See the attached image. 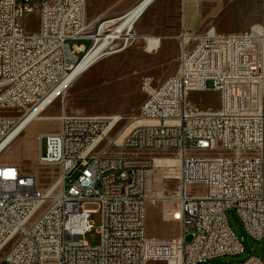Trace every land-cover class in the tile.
<instances>
[{
	"label": "built area",
	"instance_id": "2783aa9c",
	"mask_svg": "<svg viewBox=\"0 0 264 264\" xmlns=\"http://www.w3.org/2000/svg\"><path fill=\"white\" fill-rule=\"evenodd\" d=\"M85 8V0H0V155L20 133L18 123L59 97L61 91L46 102L100 36L111 32L116 17L89 20ZM33 11L39 28L26 33L20 19ZM68 39L90 44L70 46ZM130 39H112L86 66L116 40L125 46ZM178 43H191L193 57L178 54L176 72L158 83L141 76L137 119L116 131L118 114H63L58 130L44 135L37 160L59 166L62 203H50L32 175L0 162V245H9L8 264H206L244 252L227 210H234L249 236H264V28L180 32ZM208 90L217 94L216 107L200 109L198 101H189L190 92ZM101 128L114 130L113 146L99 144ZM133 148L145 150L143 164L129 160ZM79 155L93 158V168L70 180ZM165 158L178 163L180 217L172 219L181 231L173 238L150 237L144 217L151 175ZM91 214L99 215L97 245L84 239ZM24 215H34V229L20 227ZM233 264L264 262L251 255Z\"/></svg>",
	"mask_w": 264,
	"mask_h": 264
},
{
	"label": "rangeland",
	"instance_id": "374dc122",
	"mask_svg": "<svg viewBox=\"0 0 264 264\" xmlns=\"http://www.w3.org/2000/svg\"><path fill=\"white\" fill-rule=\"evenodd\" d=\"M85 1L86 17L93 20L119 17L138 0ZM20 24L26 33L37 31V11L23 15ZM252 25L264 28V0H155L133 24L130 34L137 35H134L135 39H130L125 46L116 40L106 55L96 61L63 96L60 95L17 137V141L16 138L1 153L0 162L14 164L23 174L32 175L37 188L45 192L58 178L60 171L57 164L38 163V153L45 148V137L41 135L40 140L37 137L41 132L51 130L57 123L54 116L60 113L118 114L122 119L116 126L117 131L130 119L141 115L140 105L144 99V92L140 88L141 76H151L154 83H158L176 72L178 54H183L184 51V57H193L191 43H178L180 32L197 35L214 27L219 34L243 33ZM193 27L197 28L196 32H191ZM143 36L158 38L159 47L148 50ZM67 43L87 48L90 40L68 39ZM80 56L81 54L78 55ZM207 87H211V82H207ZM188 99L190 102L198 101L200 109L217 106V94L212 90L190 92ZM26 143L30 145L26 147ZM21 144H24V150L19 148ZM80 169L77 167L73 170L70 180L80 174ZM178 172V163L174 158L158 160L154 165L149 190L151 199L146 203L144 217L145 230L150 237L173 238L180 234L179 221L170 217V212L177 207V203H167L177 190ZM196 190L203 192L204 187L198 185ZM85 206L95 208L91 203H86ZM226 215L231 231L242 241L244 252L210 259L206 264H233L244 261L251 255L264 262V236L260 239L249 236L234 210H227ZM90 220L92 228L84 235V239L89 245H97L100 240L99 215L91 214ZM191 228L190 223H187L184 230L190 232ZM185 238L188 241L190 237L186 235ZM0 264H8L2 253Z\"/></svg>",
	"mask_w": 264,
	"mask_h": 264
},
{
	"label": "bare ground",
	"instance_id": "6f19581e",
	"mask_svg": "<svg viewBox=\"0 0 264 264\" xmlns=\"http://www.w3.org/2000/svg\"><path fill=\"white\" fill-rule=\"evenodd\" d=\"M155 0H138L131 8H129L123 15L116 17L114 22L109 23V27L111 32L103 33L99 38V43L93 49V51L86 56V58L66 77V79L59 85V87L54 91L53 94L46 100H50V98L54 97L59 91H61L60 95L63 96L67 89L74 84L81 76H83L86 71L96 62L91 65L86 66L87 62L95 57L98 53H100L103 48L108 46L112 39L118 37H131L133 40L135 34H130L132 30L133 24L137 22V20L143 15L146 9L154 2ZM137 36V35H135ZM147 43L148 50H156L159 47L160 41L156 37L152 36H143ZM58 97L51 99V103L47 107H42V105L35 110H33L29 115L24 117L17 125L16 132L20 131L17 137L34 121H36L40 115L49 107L51 104L57 100ZM132 119H137V117H133ZM40 135H38L37 139ZM16 137V138H17ZM15 138V139H16ZM116 141V134L114 130H108V128H101L98 135V142L102 146H113ZM129 160L134 162V164H143L145 160V150L142 148H133L129 151ZM77 164L81 168V171H90L93 168V158L88 155H79L77 156ZM61 184V176L54 181V183L45 190L48 193V200L50 203H62L63 195H62V187ZM58 188V189H56ZM177 199L176 195H172L167 203H173ZM170 217L173 219H177L180 217L179 210L177 207L170 212ZM177 217V218H176ZM20 227L22 229H34L35 220L34 215H24L20 220ZM0 253L3 254L5 260L8 261L10 258L9 245H0Z\"/></svg>",
	"mask_w": 264,
	"mask_h": 264
},
{
	"label": "crops",
	"instance_id": "0c3cea01",
	"mask_svg": "<svg viewBox=\"0 0 264 264\" xmlns=\"http://www.w3.org/2000/svg\"><path fill=\"white\" fill-rule=\"evenodd\" d=\"M85 11H86V8H85ZM86 14V13H85ZM96 19V18H95ZM192 30L193 31H191V32H196L197 31V28L196 27H193L192 28ZM61 115H63L62 113H60V114H57V116H54L56 119V121H57V123H55V125L51 128V130H48V131H44V132H41L40 133V136L41 135H45V134H48V133H52V132H56L57 130H58V128H59V122H58V118L61 116ZM18 140V138L16 139V141ZM27 145L29 146L30 144L29 143H26V147H27ZM24 144H21V145H19V148H21L22 150H24Z\"/></svg>",
	"mask_w": 264,
	"mask_h": 264
}]
</instances>
